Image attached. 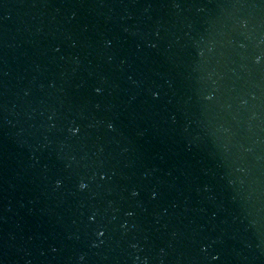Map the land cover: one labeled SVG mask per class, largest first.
<instances>
[{
    "label": "water",
    "instance_id": "95a60500",
    "mask_svg": "<svg viewBox=\"0 0 264 264\" xmlns=\"http://www.w3.org/2000/svg\"><path fill=\"white\" fill-rule=\"evenodd\" d=\"M0 264H264V0H0Z\"/></svg>",
    "mask_w": 264,
    "mask_h": 264
}]
</instances>
